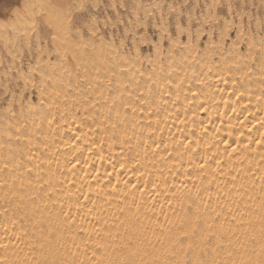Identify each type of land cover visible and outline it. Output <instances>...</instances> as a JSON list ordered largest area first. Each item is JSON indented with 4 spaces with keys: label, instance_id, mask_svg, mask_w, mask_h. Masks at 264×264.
Returning a JSON list of instances; mask_svg holds the SVG:
<instances>
[{
    "label": "bare ground",
    "instance_id": "bare-ground-1",
    "mask_svg": "<svg viewBox=\"0 0 264 264\" xmlns=\"http://www.w3.org/2000/svg\"><path fill=\"white\" fill-rule=\"evenodd\" d=\"M6 22L0 18L2 47L12 24H22L16 17L7 28ZM121 38L105 37L117 45ZM232 39L214 52L189 54L178 48L175 57L164 54L163 75L175 59L177 84L184 76L181 55L188 62L193 56L212 62L214 89L223 77L218 84L224 91L215 95L219 111L227 114L221 118L212 109L210 122L208 113L198 112L203 125L190 122L191 111L185 115L183 97L191 95L187 81L180 100L173 103L176 87L169 91L161 80L156 101L148 108L127 93L121 97L116 85L109 93L106 83L101 89L90 86L95 80L79 82L75 75L64 89L68 95L52 93L48 102L55 103L51 109L45 105L43 115L34 110L14 120L0 119V258L17 264L45 258L48 264H120L134 251L135 264H175L200 257L209 264H257L264 259V146L253 142L245 148L247 128L239 129L224 103L238 99L232 95L236 88L246 93L243 105L250 89V111L255 112V96L264 85L251 58L235 55L239 49H231ZM241 47L247 51L246 45ZM145 66L150 67L147 61ZM155 67L159 74V59ZM80 72L83 76V68ZM64 79L67 84L69 77ZM230 122L235 125L231 137ZM238 130L245 133L239 144ZM259 138L254 132L253 140ZM92 141L103 147L106 161L99 160L98 148L96 157L86 149L82 155L76 152L77 146L91 147ZM205 157V167L198 168ZM85 158L90 160L87 167Z\"/></svg>",
    "mask_w": 264,
    "mask_h": 264
},
{
    "label": "snow or ice",
    "instance_id": "snow-or-ice-1",
    "mask_svg": "<svg viewBox=\"0 0 264 264\" xmlns=\"http://www.w3.org/2000/svg\"><path fill=\"white\" fill-rule=\"evenodd\" d=\"M253 7L258 6L248 3V0H149L147 5L125 3L123 0L120 3L115 0L111 3L106 0H24L23 4L21 0H0V18L7 20L5 28L8 22H11V17L22 20L19 26L12 24L9 38L0 49V119L14 120L18 116H25L26 113L31 115L34 110H39L43 115L45 105L51 109L55 103L54 100L52 103L48 102L52 93L56 97L62 93L68 95L64 89L71 85L73 75L77 81L81 78H91L96 84L90 86L101 89L106 83L109 93L114 90L113 85H116L121 97L127 93L129 97L134 96L141 106L147 105L148 108L156 101L157 89L162 87L161 80L169 86V91L171 86L176 87V101L173 103L180 100L179 91L187 81V92L191 95L186 94L183 99L186 101L185 115L187 116L188 111L192 113L190 122L194 126L198 123L203 125L204 119L198 112L208 113L211 122L212 109L222 118L227 113L219 111L215 93L224 91L218 84V80L223 77L217 78L214 89L212 62L204 61L201 56H193L191 62H188V57L181 55L180 64L184 76L177 84L173 79L177 71L174 67L177 63L175 59L168 65V74L163 75V61L167 58L164 54L175 57L178 48L182 53L189 54L214 52L218 48L228 47L225 42L232 39L230 34L235 33L231 49H239L235 55L242 60L251 58L252 63L260 69V83L264 85V17L254 15L248 10ZM259 7H264V0H261ZM109 9H112L115 15L109 13ZM120 9L124 12L121 13ZM125 16L128 17L127 20ZM121 25L123 33L119 45L115 43V39L106 41L107 30L111 28L112 36L115 37ZM185 37L186 40L183 39ZM97 39L100 40L99 46ZM141 44H146L149 48L148 56L143 58ZM242 45L247 46V51ZM105 48L111 51L105 53ZM26 59L28 62L25 68ZM158 59L159 74L155 67ZM145 61L150 67L145 66ZM65 76L69 77L67 84ZM224 83L227 84L228 81L225 79ZM232 83L235 85L238 81L234 80ZM232 95L238 99L231 103L225 100L224 103L226 107H231L239 129L247 128L248 144L245 148L253 142L257 146H264V131H260V128H264V115L259 116L258 120L255 119L258 113L264 112V87L259 95L255 96V112L250 111L253 106V93L250 89L247 91L248 100L243 105L241 101L246 95L245 91L233 88ZM219 99L223 100L224 97ZM209 101H212L211 105ZM132 110L135 112L136 108L133 107ZM254 121L259 124V128L254 127ZM49 123L52 121L49 120ZM234 127L231 122L228 124L230 137ZM17 131H20L19 127ZM254 132L259 134L258 140H253ZM244 135L243 131L238 130L235 142L239 144ZM76 139L80 140L81 137L77 136ZM224 143L227 144L228 141ZM97 148L99 160L106 161L103 147L97 146L95 141L91 142V147H88L87 143L77 146L76 152L82 155L86 149L96 157ZM204 159L205 163L197 164L198 168L205 167L207 158ZM80 162L77 158V163ZM89 162L88 158L83 160L85 167ZM178 243L183 246L184 241L179 240ZM191 247L189 243L188 248ZM136 255L134 251L129 253L120 264H135L133 257ZM261 255L264 256V250ZM0 264L17 262L4 257L0 258ZM37 264H48V260L45 258ZM175 264H209V261L200 257L195 260H178ZM257 264H264V259L259 260Z\"/></svg>",
    "mask_w": 264,
    "mask_h": 264
},
{
    "label": "rangeland",
    "instance_id": "rangeland-1",
    "mask_svg": "<svg viewBox=\"0 0 264 264\" xmlns=\"http://www.w3.org/2000/svg\"><path fill=\"white\" fill-rule=\"evenodd\" d=\"M117 0H115V2H116ZM139 1H141L143 4H145V5H147V2L149 1V0H139ZM106 2H107V0H106ZM118 3H119V0L117 1ZM133 2H135L136 3V0H125V3H133ZM165 2H167V0H165ZM190 2H195V0H190ZM109 3V2H108ZM248 3H250V4H255L256 6H258V7H253V8H250V9H248L249 11H251L254 15H258V16H262V17H264V7H259V5H260V3H261V0H248ZM109 11V13H111L112 15H115V13L114 12H112V10L111 9H109L108 10ZM120 12L121 13H123L124 12V10L123 9H120ZM128 17L127 16H125V20L127 19ZM3 19H5V18H3ZM247 23H248V21H247V18H245V25H247ZM112 29L110 28V29H108L107 30V32H108V35L106 36V37H108L109 35H111L112 36ZM253 31H255V21H253ZM122 33H123V26L121 25V27H120V30L119 31H117L116 32V35H115V39H118V38H120L121 36H122ZM232 36L234 35V33H232L231 34ZM183 39H185V38H183ZM140 47L142 48V50H143V54L145 53H149L148 51H149V48H148V45H146V44H141L140 45ZM3 47L1 46V44H0V49H2ZM19 62V61H18ZM27 59L24 61V64H25V66H26V64H27ZM80 80H82V79H80ZM83 81V80H82ZM79 82H81V81H79Z\"/></svg>",
    "mask_w": 264,
    "mask_h": 264
}]
</instances>
